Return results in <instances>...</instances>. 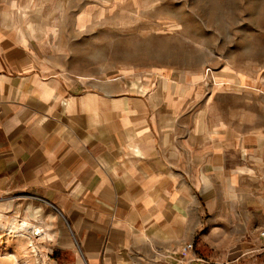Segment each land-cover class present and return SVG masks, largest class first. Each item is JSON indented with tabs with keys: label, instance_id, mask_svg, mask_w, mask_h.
<instances>
[{
	"label": "crops",
	"instance_id": "obj_1",
	"mask_svg": "<svg viewBox=\"0 0 264 264\" xmlns=\"http://www.w3.org/2000/svg\"><path fill=\"white\" fill-rule=\"evenodd\" d=\"M16 3L0 0V199L60 214L73 264L264 259V122L208 119L170 74L67 73L17 24ZM230 87L264 108V74Z\"/></svg>",
	"mask_w": 264,
	"mask_h": 264
},
{
	"label": "rangeland",
	"instance_id": "obj_2",
	"mask_svg": "<svg viewBox=\"0 0 264 264\" xmlns=\"http://www.w3.org/2000/svg\"><path fill=\"white\" fill-rule=\"evenodd\" d=\"M14 13L67 73L170 74L198 94L193 101L209 108L208 119L242 128L264 122L257 96L230 87L264 74V0H17ZM70 248L67 225L50 206L26 195L0 199V264H73L63 256Z\"/></svg>",
	"mask_w": 264,
	"mask_h": 264
},
{
	"label": "built area",
	"instance_id": "obj_3",
	"mask_svg": "<svg viewBox=\"0 0 264 264\" xmlns=\"http://www.w3.org/2000/svg\"><path fill=\"white\" fill-rule=\"evenodd\" d=\"M260 234L264 236V231L261 232ZM184 248H185V251H190L192 249V244H187ZM177 263H180V262H177Z\"/></svg>",
	"mask_w": 264,
	"mask_h": 264
},
{
	"label": "bare ground",
	"instance_id": "obj_4",
	"mask_svg": "<svg viewBox=\"0 0 264 264\" xmlns=\"http://www.w3.org/2000/svg\"><path fill=\"white\" fill-rule=\"evenodd\" d=\"M23 13V12H22ZM34 28V27H33ZM33 34V33H32Z\"/></svg>",
	"mask_w": 264,
	"mask_h": 264
},
{
	"label": "trees",
	"instance_id": "obj_5",
	"mask_svg": "<svg viewBox=\"0 0 264 264\" xmlns=\"http://www.w3.org/2000/svg\"><path fill=\"white\" fill-rule=\"evenodd\" d=\"M53 258V257H52Z\"/></svg>",
	"mask_w": 264,
	"mask_h": 264
}]
</instances>
